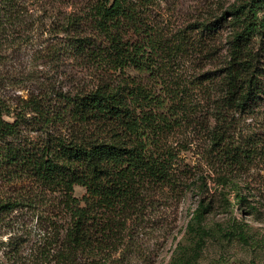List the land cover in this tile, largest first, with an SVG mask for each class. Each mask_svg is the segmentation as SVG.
<instances>
[{
	"label": "trees",
	"instance_id": "16d2710c",
	"mask_svg": "<svg viewBox=\"0 0 264 264\" xmlns=\"http://www.w3.org/2000/svg\"><path fill=\"white\" fill-rule=\"evenodd\" d=\"M160 6L158 0H0V187L10 188L0 196V227L20 208L50 210L31 264L111 257L131 229L157 228L165 214L160 202L182 198L193 184L192 171L169 143L177 129H195L204 117L192 92L209 99L219 94L206 104L204 125L217 151L221 125L230 123V114L253 109L264 93L251 47L257 22L230 10L234 17L226 22L237 29L220 74L193 77L188 72L205 67L197 57L214 55L203 34L210 40L215 26L192 18L167 29L163 16L155 18ZM48 33L53 42L44 48ZM34 43L42 46L35 51L41 60L56 64L64 56L86 77L75 73L71 85L45 80L36 92L7 77L15 67L11 54ZM12 88L28 94L11 102ZM77 186L86 191L82 198L75 196ZM210 207L200 200L190 233L206 232Z\"/></svg>",
	"mask_w": 264,
	"mask_h": 264
},
{
	"label": "rangeland",
	"instance_id": "374dc122",
	"mask_svg": "<svg viewBox=\"0 0 264 264\" xmlns=\"http://www.w3.org/2000/svg\"><path fill=\"white\" fill-rule=\"evenodd\" d=\"M158 3L161 6L157 13L155 11V18L163 16L167 29L192 18V21L208 20L215 26L210 40L203 34L206 44L212 45L214 55L209 56L208 61L203 55L197 57L198 66L202 67L203 63L205 67L188 72L193 77L210 71L220 74L232 34L237 29L226 22L234 17L230 10L238 9L236 14L243 19L248 16V21L257 22L253 26L251 47L264 84V0H158ZM198 33L201 32H195ZM52 42L53 35L48 33L41 44L45 48ZM34 44L22 53L11 54L15 67L10 68L7 77L27 83L32 92L45 80V84L57 80L58 84L71 85L75 73L79 79L86 77L84 73L75 72V63L64 56L56 64L41 60L35 51L42 46ZM187 62H183L184 67L189 65ZM27 94V90L12 88L8 98L11 102L18 101ZM191 95L205 106L204 117L196 121L197 128L184 126L169 137V143L179 150L184 164L193 173L191 189L180 199L160 202L158 211L165 214L152 220L158 219L157 228L144 230V224L133 228L129 233L131 237L128 236L111 257L100 254L94 258L84 254L79 257V264H264V93L253 109L246 113L234 112L230 114V123L221 125L226 128L218 151L214 150L209 129L204 125L206 110L219 94L209 99L195 90ZM236 152L242 155L233 161L231 155ZM9 190V187H0V196ZM85 192L80 186L75 188L78 198ZM201 199L211 203L203 222L206 232L190 233L188 221ZM49 211L46 207H25L4 218L0 227V264H31L34 246L43 236V229H47ZM42 216L45 224L41 222ZM175 235H178L176 240Z\"/></svg>",
	"mask_w": 264,
	"mask_h": 264
}]
</instances>
